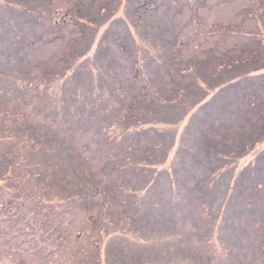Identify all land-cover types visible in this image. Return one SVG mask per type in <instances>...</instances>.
<instances>
[{
    "label": "rangeland",
    "instance_id": "rangeland-1",
    "mask_svg": "<svg viewBox=\"0 0 264 264\" xmlns=\"http://www.w3.org/2000/svg\"><path fill=\"white\" fill-rule=\"evenodd\" d=\"M256 53L264 0H0V264H264Z\"/></svg>",
    "mask_w": 264,
    "mask_h": 264
},
{
    "label": "trees",
    "instance_id": "trees-1",
    "mask_svg": "<svg viewBox=\"0 0 264 264\" xmlns=\"http://www.w3.org/2000/svg\"><path fill=\"white\" fill-rule=\"evenodd\" d=\"M135 8V7H134ZM154 9L151 7H148L146 9L147 15H149L152 10ZM134 12H136L133 9ZM261 58L256 53L252 55L251 57L247 58H241L238 57L235 61L232 63H229L228 65H220L218 67L216 73L213 75L215 82H218L216 87H219V91H222L223 88L228 87L236 82L237 79L241 78H262L264 77V74L259 73H253L257 70H260L264 65H260ZM263 60V59H262ZM264 61V60H263ZM241 71V72H239ZM233 73V74H232ZM219 77V78H218ZM252 80V83H254V80ZM255 87L259 86V82H255ZM264 86V81H263ZM254 87V88H255ZM217 94V93H216ZM246 102L248 106H256L261 103H264V101L261 100V98L258 96V93L251 91L250 95L247 97ZM258 116V114H257ZM260 120L257 123H253L249 118H247L249 129L246 131H239L238 134H241L239 137L241 140L239 141L238 145L234 143V146L231 147V149H228V153L225 154L226 156L222 155L220 153V150H214L216 153V156L218 157L219 161L221 160V165L216 168V172L221 169L225 164H232L233 160L236 161L241 157L243 154H246L247 151H249L250 148H252L253 144H256L257 142L264 139V114L261 112L259 113ZM223 147V146H222ZM264 152V149L262 150ZM234 180V179H233ZM236 183V181H235ZM234 184V182H233ZM235 185V184H234Z\"/></svg>",
    "mask_w": 264,
    "mask_h": 264
}]
</instances>
